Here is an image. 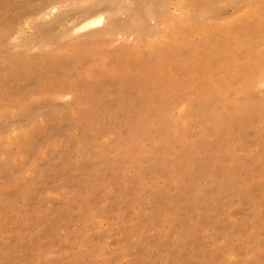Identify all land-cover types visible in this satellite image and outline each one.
I'll list each match as a JSON object with an SVG mask.
<instances>
[{"label":"rangeland","instance_id":"rangeland-1","mask_svg":"<svg viewBox=\"0 0 264 264\" xmlns=\"http://www.w3.org/2000/svg\"><path fill=\"white\" fill-rule=\"evenodd\" d=\"M0 264H264V0H0Z\"/></svg>","mask_w":264,"mask_h":264},{"label":"bare ground","instance_id":"bare-ground-1","mask_svg":"<svg viewBox=\"0 0 264 264\" xmlns=\"http://www.w3.org/2000/svg\"><path fill=\"white\" fill-rule=\"evenodd\" d=\"M103 21V18L100 17H94L89 19L88 21H86L85 25L83 27H87V28H94L96 26H99Z\"/></svg>","mask_w":264,"mask_h":264}]
</instances>
